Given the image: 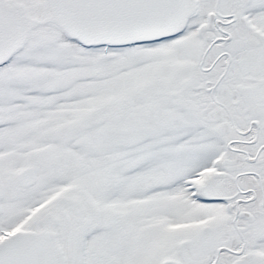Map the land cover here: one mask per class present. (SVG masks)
Wrapping results in <instances>:
<instances>
[{"label":"snow or ice","instance_id":"6c2138e0","mask_svg":"<svg viewBox=\"0 0 264 264\" xmlns=\"http://www.w3.org/2000/svg\"><path fill=\"white\" fill-rule=\"evenodd\" d=\"M0 264H264V0H0Z\"/></svg>","mask_w":264,"mask_h":264}]
</instances>
